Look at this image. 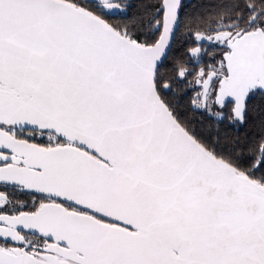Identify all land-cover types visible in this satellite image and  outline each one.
Instances as JSON below:
<instances>
[{"label":"snow or ice","instance_id":"snow-or-ice-1","mask_svg":"<svg viewBox=\"0 0 264 264\" xmlns=\"http://www.w3.org/2000/svg\"><path fill=\"white\" fill-rule=\"evenodd\" d=\"M0 264H264V0H0Z\"/></svg>","mask_w":264,"mask_h":264}]
</instances>
